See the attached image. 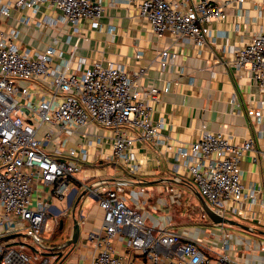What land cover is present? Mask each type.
<instances>
[{
	"label": "built area",
	"instance_id": "built-area-1",
	"mask_svg": "<svg viewBox=\"0 0 264 264\" xmlns=\"http://www.w3.org/2000/svg\"><path fill=\"white\" fill-rule=\"evenodd\" d=\"M14 5L31 10L32 15L43 6L55 8L61 11L62 22L75 25L91 18L94 27L100 26L104 13L103 0H14ZM137 8L157 34L170 32L177 42L198 46L210 35L206 23L225 17L215 0H139ZM11 11L12 4L0 0V21ZM32 15L23 21H33ZM44 23L53 24L47 18L38 21L39 26ZM18 33L0 29V264H50L49 251L43 246L53 208L48 200L70 194L69 181L89 160L92 147V139L74 148L61 136L73 135L82 127L111 130L108 159L133 179L143 168L132 162L134 142L165 146L174 152L177 172L190 173L212 210L224 217L236 211L243 193L240 159L253 149V135L236 144L227 133L204 130L189 144L173 145L164 138L160 123L153 121L162 90L139 83L145 66L130 72L121 65L96 61L82 69L86 58H76L75 49L60 61L55 60L54 47L30 54L17 43ZM229 50L231 63L239 70L248 68L263 88L264 29ZM135 56L140 58L141 52ZM169 56L174 54L162 50L161 67ZM247 113L264 130V96ZM132 183L136 182L120 177L87 186L99 194L103 210L102 227L91 234L92 264H247L230 255L228 231L218 248L167 226L148 225L141 212L127 203L125 192ZM141 190L142 195L149 192Z\"/></svg>",
	"mask_w": 264,
	"mask_h": 264
},
{
	"label": "crops",
	"instance_id": "crops-1",
	"mask_svg": "<svg viewBox=\"0 0 264 264\" xmlns=\"http://www.w3.org/2000/svg\"><path fill=\"white\" fill-rule=\"evenodd\" d=\"M8 1L12 4L11 15L0 21V29L4 32L17 29V43L30 54L54 47L55 60L60 61L75 49L76 58H86L82 69L96 61L103 65H121L130 72L145 66L139 83L162 90L161 99L154 106L153 121L160 123L164 138L171 144H189L204 130L227 133L236 144L243 143L247 136L255 137L253 149L244 152L240 159L243 184L240 202L236 204V211L227 213L230 219L240 223L230 224L233 232H228L232 243L229 253L247 264H264V130L247 113L250 108L259 105L264 87L261 88L248 68L239 70L231 63L232 53L229 50V47L249 42L264 29V0H245L242 3L215 0L222 6L225 17L206 23L210 27V35L202 46L177 42L170 32L157 34L151 24L138 15L139 0H103L104 13L98 27H94L91 18L80 19L75 25L62 22L61 11L55 8L43 6L32 15L27 8H17L14 0ZM31 15L33 21L25 23L23 17ZM46 18L53 24L39 26L38 21ZM164 49L174 56H169L167 65L161 67V52ZM137 52H141L140 58L135 56ZM166 87L168 90H165ZM100 136L101 141L98 142ZM61 138H66L67 145L74 148L92 139V147L89 160L69 181L70 194L48 200L53 206L51 215L56 222L52 236L47 240L52 246L47 249L48 256L51 257L50 264H92L95 245L91 234L102 227L103 210L98 204L99 194L87 186L97 180L112 182L116 178L131 177L119 168L116 161L108 159L111 130L92 125ZM132 153V162L141 163L143 168L135 176L137 179L132 178L136 183L128 186L127 191L131 188L129 196H125L127 203L140 212L144 210L142 216L148 225L172 226L171 213L160 217H155L153 213L164 209V205L168 207L169 203H176L181 194L173 185L168 188L171 194H167L166 200L156 193L165 192L162 185L167 182L189 188L197 196L198 187L188 171L181 169L180 173L177 172L174 152L167 151L165 146L136 140ZM140 183H155L158 191L152 187L151 191L140 196L132 188ZM57 209L63 210V214H58ZM70 211L74 215L70 216L71 223L68 225L65 219ZM74 218L78 219L80 235L75 245H68L73 238ZM61 219H64L63 227ZM191 229L174 230L206 241L203 238L206 228ZM213 230L221 235L220 229ZM218 236L210 238L206 244L220 248L222 241ZM119 238H116L118 244L121 243Z\"/></svg>",
	"mask_w": 264,
	"mask_h": 264
},
{
	"label": "rangeland",
	"instance_id": "rangeland-1",
	"mask_svg": "<svg viewBox=\"0 0 264 264\" xmlns=\"http://www.w3.org/2000/svg\"><path fill=\"white\" fill-rule=\"evenodd\" d=\"M132 179V178H130ZM173 185L177 192H180V196L177 198L176 203H169L170 205L167 207V205H164V209H161L157 213H153V215L156 217H160L161 215H167L171 213L173 216V221L174 224L170 226V229H187L190 230V227L194 229L195 227H203L206 228L207 232H204L203 238L206 239L205 242L210 241V238L216 237L217 231L213 229H220L221 235L219 234L218 237L221 238L222 234H225L226 231L228 232H233V228L230 226V224L225 223V224H220L223 225V227L219 226L217 224H214L211 222V220L208 218V214L204 211L202 212L203 206L201 204V201L199 197L189 188L182 187L178 183H166L162 185V188L165 190V192L160 193L158 189H155L157 184L155 183H140L137 185H134L132 188L138 191V194L141 196L142 190L141 188L144 187L148 191L152 190V187L157 190L158 192L156 194H160L159 196L163 197L165 200L167 199V194H171V192L168 191V188ZM197 185V184H196ZM131 188V187H130ZM129 188V190H130ZM128 187L126 188L125 196H129V190L127 191ZM153 189V191H154ZM166 194V195H165ZM76 200L74 201L75 204ZM73 204V206H74ZM165 204V202L163 203ZM145 207V206H144ZM144 209V208H143ZM72 211V210H71ZM68 212V218L65 219L66 223L69 225L71 223L70 216L72 213ZM144 210H141V214L143 213ZM229 218V215L227 216ZM62 220V219H61ZM162 220V219H161ZM55 218L54 215H51L48 218V228L44 232V240H43V246L44 248L48 249L51 248L52 246L48 244L47 240L51 238L54 226H55ZM217 225V226H216ZM191 229V231H193ZM21 239V236L18 237ZM217 239V238H215ZM50 242V241H49Z\"/></svg>",
	"mask_w": 264,
	"mask_h": 264
},
{
	"label": "water",
	"instance_id": "water-1",
	"mask_svg": "<svg viewBox=\"0 0 264 264\" xmlns=\"http://www.w3.org/2000/svg\"><path fill=\"white\" fill-rule=\"evenodd\" d=\"M81 196L77 199V201L81 198ZM198 196H199V199L201 201V204L203 206L204 211L208 214V218L211 220L212 223H214V224H225V223H228V224H236V225H239L240 224L236 220H233V219H230V218H227V217L218 215L207 204L206 200L203 198V196L200 193H198ZM72 198H73V195L70 198V202L72 201ZM56 211H57L58 214L61 213V210L60 209H57ZM60 223H61V227H63L64 226V219H62ZM79 235H80V225H79L78 219L77 218H74V233H73V238H71L68 241L67 244L68 245H70V244L75 245L77 243L78 239H79Z\"/></svg>",
	"mask_w": 264,
	"mask_h": 264
}]
</instances>
